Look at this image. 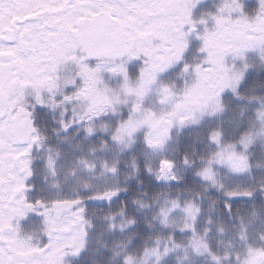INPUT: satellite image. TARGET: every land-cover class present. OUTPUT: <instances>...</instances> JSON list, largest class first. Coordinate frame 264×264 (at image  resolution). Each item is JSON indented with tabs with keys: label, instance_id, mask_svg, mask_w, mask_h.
Here are the masks:
<instances>
[{
	"label": "snow or ice",
	"instance_id": "obj_1",
	"mask_svg": "<svg viewBox=\"0 0 264 264\" xmlns=\"http://www.w3.org/2000/svg\"><path fill=\"white\" fill-rule=\"evenodd\" d=\"M0 264H264V0H0Z\"/></svg>",
	"mask_w": 264,
	"mask_h": 264
}]
</instances>
